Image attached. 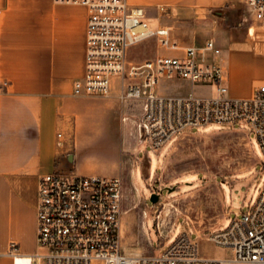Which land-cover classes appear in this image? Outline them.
I'll list each match as a JSON object with an SVG mask.
<instances>
[{
    "label": "built area",
    "instance_id": "obj_1",
    "mask_svg": "<svg viewBox=\"0 0 264 264\" xmlns=\"http://www.w3.org/2000/svg\"><path fill=\"white\" fill-rule=\"evenodd\" d=\"M53 1L82 6L88 12L84 75L73 82V95L108 97L116 86L121 101L137 103V138L154 152L193 127L243 123L254 132L264 156V84L250 97H230L222 68L205 60V51L221 54L213 39L205 41L202 51L180 45L171 38L168 27L152 29L144 21V9L128 0ZM243 6L264 31V0H243ZM152 38L166 54L156 58L151 70L147 63L132 61L129 50ZM161 77L214 86L216 95L193 91L160 95L155 87ZM5 86L0 84V92ZM122 194L120 177L60 171L40 176L38 251L25 259L29 264H264V187L253 206L233 219L227 229H213L204 237L212 246L229 251L225 258L200 257L197 240L186 231L160 255H126L121 246ZM156 230L160 232L159 224Z\"/></svg>",
    "mask_w": 264,
    "mask_h": 264
},
{
    "label": "crops",
    "instance_id": "obj_2",
    "mask_svg": "<svg viewBox=\"0 0 264 264\" xmlns=\"http://www.w3.org/2000/svg\"><path fill=\"white\" fill-rule=\"evenodd\" d=\"M128 2L143 8L146 17L154 16L158 26H166L161 21L164 17L197 20L244 9L243 0ZM87 18V10L78 5L53 0H0V84H6L0 92V264H15L16 256L27 258L38 251L36 207L40 176L56 171L76 173L73 152L79 142L111 145L116 152L125 144L122 117L129 108L117 98L116 86L108 97L75 96L72 92L73 82L84 75ZM202 47L198 50L202 51ZM220 50L219 56L207 51L204 56L207 62L222 68L228 95L252 96L264 84V76L256 75L258 66L240 62L238 47L231 48L229 44L228 49ZM162 81H170L177 90L184 86L187 89L176 93L159 91ZM193 88L189 81L161 77L155 91L178 96ZM108 111L114 117L105 115ZM100 114L104 119L100 124L105 130L102 135L94 125ZM124 163L125 159L111 166L106 162L100 176L118 177ZM76 174L99 176L94 170Z\"/></svg>",
    "mask_w": 264,
    "mask_h": 264
},
{
    "label": "rangeland",
    "instance_id": "obj_3",
    "mask_svg": "<svg viewBox=\"0 0 264 264\" xmlns=\"http://www.w3.org/2000/svg\"><path fill=\"white\" fill-rule=\"evenodd\" d=\"M144 21L152 29L159 25L154 16ZM161 21L180 45L198 48L213 39L220 49H228L229 44L238 47V60L258 66L256 75L264 76V49L256 47H264V31L243 8L197 20L164 17ZM163 54L166 51L158 47L155 38L129 51L134 62L147 63L151 70ZM162 89L176 93L186 91L187 86L177 90L170 81H162L158 90ZM193 89L197 95H216L214 86L194 84ZM121 102L129 108L122 117L125 144L116 152L111 145L79 142L73 165L75 172L94 170L100 176L106 162L111 166L125 159L124 171L118 175L123 183L121 246L125 254L160 255L186 231L197 240L200 257H228L229 251L212 246L204 237L213 229H227L233 219L253 206L264 187V156L254 132L243 123L193 127L154 152L137 138V103ZM105 115L114 117L109 111ZM103 121L101 114L95 118L99 135L105 131L100 128ZM151 193L159 194L157 202L149 200Z\"/></svg>",
    "mask_w": 264,
    "mask_h": 264
},
{
    "label": "bare ground",
    "instance_id": "obj_4",
    "mask_svg": "<svg viewBox=\"0 0 264 264\" xmlns=\"http://www.w3.org/2000/svg\"><path fill=\"white\" fill-rule=\"evenodd\" d=\"M126 255L130 256V257H140L141 254H137V255H130V254H127ZM15 264H29L28 262V259H25V258H20L19 256H16L15 258Z\"/></svg>",
    "mask_w": 264,
    "mask_h": 264
},
{
    "label": "water",
    "instance_id": "obj_5",
    "mask_svg": "<svg viewBox=\"0 0 264 264\" xmlns=\"http://www.w3.org/2000/svg\"><path fill=\"white\" fill-rule=\"evenodd\" d=\"M149 200L152 203L157 202L159 200V194H157V193H151Z\"/></svg>",
    "mask_w": 264,
    "mask_h": 264
}]
</instances>
